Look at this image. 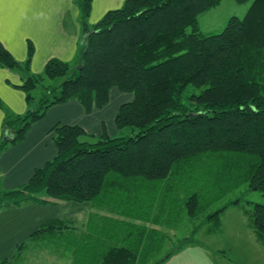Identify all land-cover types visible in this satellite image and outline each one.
<instances>
[{
	"label": "trees",
	"instance_id": "trees-1",
	"mask_svg": "<svg viewBox=\"0 0 264 264\" xmlns=\"http://www.w3.org/2000/svg\"><path fill=\"white\" fill-rule=\"evenodd\" d=\"M220 1L124 0L88 25L92 0H78L84 32L77 63L52 58L37 74L30 71L31 44L20 62L0 42V66L24 76L18 87L27 103L42 86L36 107L5 115L0 150L21 141L55 104L76 99L90 112L107 104L113 87L133 94L114 116L121 135L95 137L79 125L54 124L55 155L21 186L0 188V209L35 200L105 207L116 214L112 226L101 238L100 231L84 234L74 263L146 264L161 249L145 224L156 218V196L160 208L194 217L244 183L264 194V0H234L250 1L244 16L205 35L198 16ZM189 86L201 90L188 93ZM225 209L205 219L219 223ZM247 215L264 243V204ZM63 223L49 220L0 264H15L32 242L70 241Z\"/></svg>",
	"mask_w": 264,
	"mask_h": 264
},
{
	"label": "crops",
	"instance_id": "crops-1",
	"mask_svg": "<svg viewBox=\"0 0 264 264\" xmlns=\"http://www.w3.org/2000/svg\"><path fill=\"white\" fill-rule=\"evenodd\" d=\"M123 2L124 0H92L88 25L96 23L107 11L120 7ZM83 32L84 24L78 0H0V42L20 62L27 59L28 46L31 44V73H41L46 62L52 58L77 63L82 49ZM23 81L24 76L20 72L0 66V139L3 135V119L7 113L23 114L33 108L32 104L27 103L24 91L18 87ZM132 98V93L113 87L107 104L100 109L93 108L86 112L76 99L51 106L41 119L30 126L21 141L9 143L0 150V188L10 190L21 186L31 177L35 168L55 155L56 148L50 129L56 123L79 125L88 135L95 137L103 133L118 136L121 131L114 124V116L119 106ZM41 199L46 198L41 195ZM51 201L53 202L45 203L35 200L21 206L6 204L0 209V261L12 257L17 245L27 241L34 231L49 220H62L63 226L68 227L63 232L70 233V241L63 240L61 236L56 244L65 249V259L70 264H75L74 249L83 235L86 234L88 238L96 236L92 233L100 231L99 238L103 237L104 227L111 225L109 221L116 216L107 208L97 207L89 202ZM153 202L152 215L156 218L152 222L149 219L145 224L158 233L154 238L158 241L157 247L161 249L151 253L146 264H234L226 258L219 259L211 249L197 244L195 240V234L203 227L200 225L210 223L213 219L206 220V214L191 217L184 211L179 212L180 214L171 213L169 209L160 208L162 204L158 196ZM244 214L248 217L246 211ZM185 215L192 220L203 216L201 222H195L196 225L192 220L189 221L194 227L184 239L194 236V240L185 245L186 248L181 252L160 256L162 249L168 245L167 241L171 239L172 229L176 230L181 223V216ZM222 215L223 213L221 217ZM184 221L187 222L186 219ZM220 226L221 219L215 224V231ZM246 227L252 231L255 242H259L249 220ZM186 229L189 230L190 225H186ZM212 231L213 229H207L208 234L213 233ZM259 243L264 246V243ZM194 245L196 246L192 247ZM193 253L200 254V259L190 256Z\"/></svg>",
	"mask_w": 264,
	"mask_h": 264
},
{
	"label": "rangeland",
	"instance_id": "rangeland-1",
	"mask_svg": "<svg viewBox=\"0 0 264 264\" xmlns=\"http://www.w3.org/2000/svg\"><path fill=\"white\" fill-rule=\"evenodd\" d=\"M249 7L250 1L238 3L234 0H221L216 6L198 16L199 29L205 35L215 34L224 28L230 17H243ZM192 90L199 92L201 88L196 89L189 86L186 92L190 93ZM41 92L42 86L40 85L32 91L35 97L32 102L33 108L36 107V100ZM118 135H121V132ZM213 179L216 180L214 177ZM235 200L239 201L238 204L232 203ZM255 203L264 204V194L262 192L250 189L248 183L234 188L203 213L205 215L226 206L221 217L222 226L217 231L214 229L217 223L215 219L210 223L200 225V227H203L195 234L197 244L206 247V249H211L216 256L220 257L219 259L226 258L234 264H264V246H260L259 242H255L252 231L246 227L248 217L244 214L245 211L249 213ZM185 219L187 222L184 221ZM202 219L203 216L194 220L186 215L181 216V223L176 230L172 229L171 239L167 241L168 245L162 249L160 256L181 252L185 247L184 237L190 235L194 225H196L195 222H201ZM191 220L194 224L192 226L189 223ZM186 225H190L189 230H185ZM207 229H213V233L208 234ZM189 240H194V236ZM199 251L200 249L198 253ZM65 255L67 254H65L62 245L53 242H32L20 253V258L15 264H40L41 262V264H70V261L65 259ZM190 256L196 257L194 259H200V254L193 253Z\"/></svg>",
	"mask_w": 264,
	"mask_h": 264
}]
</instances>
